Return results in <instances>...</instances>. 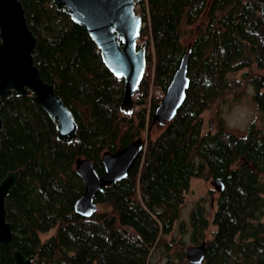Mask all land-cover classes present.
Segmentation results:
<instances>
[{
    "label": "trees",
    "instance_id": "trees-1",
    "mask_svg": "<svg viewBox=\"0 0 264 264\" xmlns=\"http://www.w3.org/2000/svg\"><path fill=\"white\" fill-rule=\"evenodd\" d=\"M262 1H136L146 65L133 106L124 110L123 79L106 67L86 30L53 0H20L36 39L33 63L77 131L71 141L57 139L55 122L29 94L1 103L0 179L19 168L21 174L4 198L12 238L0 241V264H14V249L32 255V264H157L155 256L179 264L165 236L196 176L222 183L202 264H264V78L250 79L263 126L252 122L242 135L221 125L202 131V113L237 94L241 80L231 73L264 70ZM189 44V82L175 115L147 137L127 175L97 193V210L79 215L76 158L90 159L101 175L104 151L145 132L159 102L154 92L165 90ZM190 225L193 234L208 227L204 206L191 209Z\"/></svg>",
    "mask_w": 264,
    "mask_h": 264
},
{
    "label": "water",
    "instance_id": "water-1",
    "mask_svg": "<svg viewBox=\"0 0 264 264\" xmlns=\"http://www.w3.org/2000/svg\"><path fill=\"white\" fill-rule=\"evenodd\" d=\"M138 0H53L57 8H64L71 19L82 26L100 51L106 67L123 79L121 107L130 110L133 96L145 73V46L139 35L142 18L134 11ZM261 18L264 23V0L261 3ZM36 39L28 28L20 0H0V105L10 94H29L55 122L56 137L71 141L76 137L77 123L72 112L65 106L54 86L46 82L33 63L32 53ZM190 44L181 57L164 96L156 105L151 125L164 126L182 104L188 87L187 61ZM0 117V129H1ZM146 138L136 137L126 146L101 154L103 173L99 175L92 161L77 157L75 172L83 184L82 194L74 202V211L89 217L97 210L95 197L103 187L123 179L132 163L143 152ZM21 169L8 172L0 179V241L12 238L11 226L5 218L4 198L16 183ZM216 190L222 189L220 178L214 179ZM206 243L184 247L188 262L200 264L204 260ZM14 264H32L33 256H24L19 250L11 252Z\"/></svg>",
    "mask_w": 264,
    "mask_h": 264
},
{
    "label": "rangeland",
    "instance_id": "rangeland-1",
    "mask_svg": "<svg viewBox=\"0 0 264 264\" xmlns=\"http://www.w3.org/2000/svg\"><path fill=\"white\" fill-rule=\"evenodd\" d=\"M140 42L142 41L140 40ZM245 72L246 75L243 78ZM230 76L241 80L237 94H227L223 99L216 101L211 108L202 113L203 132L214 131L221 125L228 132H232L235 135H242L252 122H255L258 126H263L261 115L256 110V105L253 100L254 85L252 86L250 81L255 78H264V70L257 69L256 67L243 68L235 73H231ZM154 93L164 94V91L158 90ZM157 125L154 124L150 129L147 127L145 132L138 137L142 139L155 137L163 128ZM217 194L218 190L215 188L214 178L196 176L190 179L189 188L184 193L178 217L174 221L171 232L165 236V239L170 244V252L175 254L174 260H178L179 264H192L186 260L184 253L181 254L182 250L184 252L185 246L195 244L194 239L197 237H199V241H207L210 238L211 231L215 228L211 223V218ZM197 203L206 209L208 227L202 233H198L197 231V233L193 234V229L190 225V212ZM50 233L51 231L42 236L47 237ZM179 252L182 255L180 257L178 256ZM162 259L163 257L161 258V256H155L157 264H161Z\"/></svg>",
    "mask_w": 264,
    "mask_h": 264
},
{
    "label": "built area",
    "instance_id": "built-area-1",
    "mask_svg": "<svg viewBox=\"0 0 264 264\" xmlns=\"http://www.w3.org/2000/svg\"><path fill=\"white\" fill-rule=\"evenodd\" d=\"M157 98L159 99V101L162 99V97L164 96V94H156Z\"/></svg>",
    "mask_w": 264,
    "mask_h": 264
},
{
    "label": "flooded vegetation",
    "instance_id": "flooded-vegetation-1",
    "mask_svg": "<svg viewBox=\"0 0 264 264\" xmlns=\"http://www.w3.org/2000/svg\"><path fill=\"white\" fill-rule=\"evenodd\" d=\"M212 178V177H211ZM197 205H200L199 203H197ZM202 241V240H201ZM201 241H199L198 243H200ZM205 241V240H204ZM198 243H195V244H198ZM205 243H206V241H205ZM207 245V244H206ZM178 261V260H177Z\"/></svg>",
    "mask_w": 264,
    "mask_h": 264
}]
</instances>
